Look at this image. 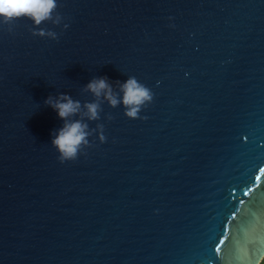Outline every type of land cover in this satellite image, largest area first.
Masks as SVG:
<instances>
[{
  "label": "water",
  "instance_id": "95a60500",
  "mask_svg": "<svg viewBox=\"0 0 264 264\" xmlns=\"http://www.w3.org/2000/svg\"><path fill=\"white\" fill-rule=\"evenodd\" d=\"M57 16L39 26L55 38L0 25V264H261L264 0H58ZM101 75L153 99L135 119L101 100L90 146L60 162L44 100H93Z\"/></svg>",
  "mask_w": 264,
  "mask_h": 264
},
{
  "label": "clouds",
  "instance_id": "9594fccd",
  "mask_svg": "<svg viewBox=\"0 0 264 264\" xmlns=\"http://www.w3.org/2000/svg\"><path fill=\"white\" fill-rule=\"evenodd\" d=\"M57 6L58 0H0V25H11L15 20L27 18L34 27L33 35L55 38L54 32L45 31L39 26L48 20L59 22L58 16L53 19ZM8 32H11V27ZM116 87L118 92L114 91L109 78L101 75L93 77L84 85V91L91 93L93 100L82 103L66 92L45 98L44 104L53 109L62 121L58 128L50 131V144L58 153L60 162L76 159L78 154H83L84 149L90 146L88 121L98 119L101 100L112 107L122 105L124 114L135 119L153 99L152 91L135 76H129L122 82L117 81ZM97 139L101 143L106 139L102 125L98 126Z\"/></svg>",
  "mask_w": 264,
  "mask_h": 264
},
{
  "label": "snow or ice",
  "instance_id": "6c2138e0",
  "mask_svg": "<svg viewBox=\"0 0 264 264\" xmlns=\"http://www.w3.org/2000/svg\"><path fill=\"white\" fill-rule=\"evenodd\" d=\"M260 171L264 172V168H261ZM257 179H259V177H257ZM221 243H223V241H221Z\"/></svg>",
  "mask_w": 264,
  "mask_h": 264
},
{
  "label": "trees",
  "instance_id": "16d2710c",
  "mask_svg": "<svg viewBox=\"0 0 264 264\" xmlns=\"http://www.w3.org/2000/svg\"><path fill=\"white\" fill-rule=\"evenodd\" d=\"M261 264H264V260H263V262Z\"/></svg>",
  "mask_w": 264,
  "mask_h": 264
}]
</instances>
